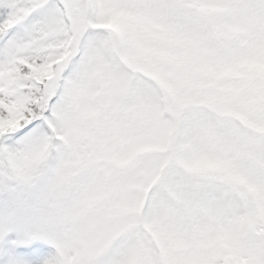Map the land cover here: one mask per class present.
Masks as SVG:
<instances>
[{
	"label": "snow or ice",
	"instance_id": "1",
	"mask_svg": "<svg viewBox=\"0 0 264 264\" xmlns=\"http://www.w3.org/2000/svg\"><path fill=\"white\" fill-rule=\"evenodd\" d=\"M0 264H264V0H0Z\"/></svg>",
	"mask_w": 264,
	"mask_h": 264
},
{
	"label": "rangeland",
	"instance_id": "2",
	"mask_svg": "<svg viewBox=\"0 0 264 264\" xmlns=\"http://www.w3.org/2000/svg\"><path fill=\"white\" fill-rule=\"evenodd\" d=\"M136 135L139 138L135 145L134 158L141 164H147L162 153L167 151L170 146V139L172 133L166 126L163 120L154 122L146 118L137 128ZM129 151L127 143H120L116 145L108 154L106 163L111 164L113 161L120 159L121 155ZM191 167L204 168L209 166H218V160H202L189 162ZM166 166V164L164 165Z\"/></svg>",
	"mask_w": 264,
	"mask_h": 264
},
{
	"label": "clouds",
	"instance_id": "3",
	"mask_svg": "<svg viewBox=\"0 0 264 264\" xmlns=\"http://www.w3.org/2000/svg\"><path fill=\"white\" fill-rule=\"evenodd\" d=\"M153 44L162 50H168L173 55L176 56H183L185 54V46L175 40L170 36H166L163 34H158L155 36L150 37ZM210 118L217 123L218 132H223L224 125L223 121L225 117L218 115L216 113H211ZM199 147L202 151L213 153L215 155H224L226 152L229 144L231 143L230 137L224 135L222 136V142L218 143L217 138L215 136L204 134L201 135L198 139ZM118 145V144H117ZM196 160L189 159V162H194ZM106 163V160L102 157L101 164ZM241 163H246L245 161H241ZM150 233L145 237L146 240H150Z\"/></svg>",
	"mask_w": 264,
	"mask_h": 264
}]
</instances>
